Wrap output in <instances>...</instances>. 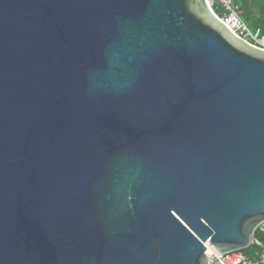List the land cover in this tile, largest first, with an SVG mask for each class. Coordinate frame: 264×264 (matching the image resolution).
<instances>
[{
  "label": "water",
  "instance_id": "water-1",
  "mask_svg": "<svg viewBox=\"0 0 264 264\" xmlns=\"http://www.w3.org/2000/svg\"><path fill=\"white\" fill-rule=\"evenodd\" d=\"M264 223V51L205 0H0V264H208Z\"/></svg>",
  "mask_w": 264,
  "mask_h": 264
},
{
  "label": "built area",
  "instance_id": "built-area-1",
  "mask_svg": "<svg viewBox=\"0 0 264 264\" xmlns=\"http://www.w3.org/2000/svg\"><path fill=\"white\" fill-rule=\"evenodd\" d=\"M205 1L214 17L234 36L250 46L264 51V25L263 27L250 28L249 24L241 18L238 6L234 0ZM256 229L264 233V223L260 224ZM250 245H256L261 249L257 260L249 259L242 250L225 255H222L219 251L209 254L205 252L208 264H264V243L253 237Z\"/></svg>",
  "mask_w": 264,
  "mask_h": 264
},
{
  "label": "trees",
  "instance_id": "trees-1",
  "mask_svg": "<svg viewBox=\"0 0 264 264\" xmlns=\"http://www.w3.org/2000/svg\"><path fill=\"white\" fill-rule=\"evenodd\" d=\"M235 4L238 6L241 18L249 24L250 27H263L264 25V8L259 11V18L255 19L250 11V5L246 0H234ZM254 239L264 243V233L259 229L254 231ZM242 252L251 260H257L258 255L261 253V249L256 245H250Z\"/></svg>",
  "mask_w": 264,
  "mask_h": 264
},
{
  "label": "rangeland",
  "instance_id": "rangeland-1",
  "mask_svg": "<svg viewBox=\"0 0 264 264\" xmlns=\"http://www.w3.org/2000/svg\"><path fill=\"white\" fill-rule=\"evenodd\" d=\"M250 5V11L255 19L259 18V11L264 8V0H246ZM251 28V27H250Z\"/></svg>",
  "mask_w": 264,
  "mask_h": 264
},
{
  "label": "bare ground",
  "instance_id": "bare-ground-1",
  "mask_svg": "<svg viewBox=\"0 0 264 264\" xmlns=\"http://www.w3.org/2000/svg\"><path fill=\"white\" fill-rule=\"evenodd\" d=\"M204 246H205V252L207 254L218 251L212 244H209L207 242L204 244Z\"/></svg>",
  "mask_w": 264,
  "mask_h": 264
}]
</instances>
